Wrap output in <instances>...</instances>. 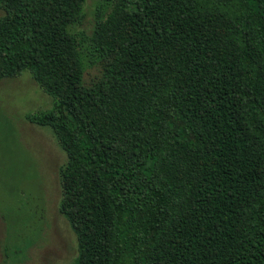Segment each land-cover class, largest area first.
<instances>
[{
	"label": "trees",
	"instance_id": "16d2710c",
	"mask_svg": "<svg viewBox=\"0 0 264 264\" xmlns=\"http://www.w3.org/2000/svg\"><path fill=\"white\" fill-rule=\"evenodd\" d=\"M0 0V80L52 97L26 115L67 154L72 264H264V0Z\"/></svg>",
	"mask_w": 264,
	"mask_h": 264
},
{
	"label": "rangeland",
	"instance_id": "374dc122",
	"mask_svg": "<svg viewBox=\"0 0 264 264\" xmlns=\"http://www.w3.org/2000/svg\"><path fill=\"white\" fill-rule=\"evenodd\" d=\"M108 4L85 0L74 27L85 37L86 84L101 75L89 38ZM4 13L0 8V18ZM51 106L29 72L0 80V264H72L77 255L76 234L59 210L67 154L52 127L26 118Z\"/></svg>",
	"mask_w": 264,
	"mask_h": 264
}]
</instances>
